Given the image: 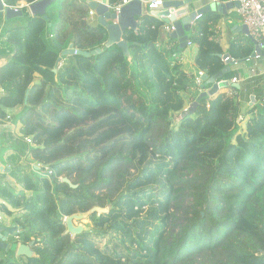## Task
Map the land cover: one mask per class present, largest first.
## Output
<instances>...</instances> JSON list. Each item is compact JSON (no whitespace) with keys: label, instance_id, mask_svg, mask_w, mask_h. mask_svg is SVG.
I'll list each match as a JSON object with an SVG mask.
<instances>
[{"label":"trees","instance_id":"obj_1","mask_svg":"<svg viewBox=\"0 0 264 264\" xmlns=\"http://www.w3.org/2000/svg\"><path fill=\"white\" fill-rule=\"evenodd\" d=\"M20 1L36 0L6 3ZM21 10L23 23L1 33L7 60L0 66V118L3 107L21 106L20 133L31 138L40 167L28 173L13 164L21 188L0 184V212L11 216L7 205L16 210L11 238L32 242L36 257L17 262L8 251L0 264H264L261 78L203 97L182 115L193 76L171 64V54L182 50L175 38L158 45L165 20L137 17V29L122 35L126 56L120 46L105 45L107 30L89 22L86 0L53 1L47 19ZM216 20L202 15L189 38L196 69L210 77L225 67ZM71 44L100 50L62 54ZM251 51L230 45L236 60ZM94 207L108 210L89 214L90 231L64 233L66 216ZM96 236L106 239L103 246Z\"/></svg>","mask_w":264,"mask_h":264},{"label":"water","instance_id":"obj_2","mask_svg":"<svg viewBox=\"0 0 264 264\" xmlns=\"http://www.w3.org/2000/svg\"><path fill=\"white\" fill-rule=\"evenodd\" d=\"M196 0H164L162 5V13L164 15H168L171 9H175V13L171 14L169 19H165L166 23L172 21L174 26V30L170 33L172 38L177 39L180 43L179 46L183 48L186 45L188 40V36L185 34L186 31L190 30L191 22L194 20L196 14H204L209 12L210 10H216L220 7V4L216 2H210L205 4L201 8L197 10H190V4L194 3ZM52 3V0H36L33 3L28 5V10L30 11L31 15H42L45 19L47 16L45 15V7ZM89 8L94 10L97 15V22L104 26L108 33L107 41L105 42L106 46H111L116 44L120 46L126 56H128V46L126 41L122 38L123 33L127 30H136L138 26L137 17L143 14L142 8V0H130L127 4L123 5L118 13L110 12L108 7L96 0H86ZM236 5L238 3L235 2ZM220 9V8H219ZM0 12H4V16L6 19H11L14 17H20L22 15V10H14L13 8L6 7L4 8L1 0H0ZM159 12H156V14ZM177 17V18H176ZM243 31L246 33L248 32L247 27L243 24L242 26ZM99 48H96L92 51L86 50H77L76 53L89 56L99 52ZM75 49L73 45H69L67 49L62 51V54L71 55L74 54ZM261 54L260 48L256 46L255 51L252 52L251 57L254 58L255 56H259ZM229 57L228 54L221 56ZM61 58L58 57L56 61V65L60 62ZM224 69L216 74L213 77L208 76L207 74H203L202 80L204 83L200 86V88L205 87L208 84H211V87L208 90H201L196 97V99L189 104L187 108L183 110V114L193 113L195 106L198 104V101L206 96H214L219 92L221 88H227L228 86H239L238 84H231L228 80L221 79L224 73H227L231 70V66L234 65L236 60H226ZM55 71V69H54ZM251 99H254L251 96ZM61 181L67 183L70 187H75L76 185L72 184V182L67 177H62ZM107 208H100L94 207L88 212H79L74 213L72 215L66 216L64 218V223L66 226L65 234H70L73 238L76 235L80 234L83 231H88V228L85 226L83 220L88 218L89 214L93 211L97 212H106ZM78 221V222H77ZM77 222V224H75ZM17 226H4L0 224V249H8L10 250L12 247V243L8 242L9 236H14L17 233ZM32 242L25 244V243H18L16 247L15 256L19 257H26V258H33L36 257V252L31 248Z\"/></svg>","mask_w":264,"mask_h":264},{"label":"crops","instance_id":"obj_3","mask_svg":"<svg viewBox=\"0 0 264 264\" xmlns=\"http://www.w3.org/2000/svg\"><path fill=\"white\" fill-rule=\"evenodd\" d=\"M145 1L147 0H142L143 14H146L145 6H144ZM210 2H216L220 4V7H218L216 10H210L209 12H206L202 15L204 16L212 15L217 18L215 29L219 36L218 43L222 51V54L220 56L228 54L229 57L232 58L230 56V45L231 43H237V42H239V44L245 45L248 48H250L252 50L251 54L252 52L255 51L256 46L260 48V51L262 53V46H261L262 42L259 43L258 41L253 39L248 32L245 33L243 31L242 29L243 23L237 12L238 5H236L235 2H233L232 0H196L194 3L190 4V10H197L198 8H201L202 6ZM25 3H26L25 1L21 2V4H25ZM174 11L175 9L170 10V12H174ZM1 14H2V18L0 21V43L4 44V36L1 34L2 29L5 26L16 25L17 23H20V20L18 19V17L6 19L4 16V12H1ZM202 15L199 19L202 18ZM199 19L192 21L190 25L191 26L190 30L185 32V34L188 36V40H190L189 38L194 23ZM93 22H97V17L96 19H94ZM160 36L161 38L158 42V45L160 46L162 44L167 43L170 38L166 29L161 30ZM177 42L178 44L180 43L178 40ZM196 53H197V46L194 42H192V45L186 44L182 48V50L173 52L171 54V61H172L171 64L178 63L181 66V69L185 73H188L193 76L192 78L193 80L194 73L197 71L194 63ZM248 57H251V55ZM246 58H244L243 60H236L232 58L237 62L231 66V70L235 72L234 76H237L240 72L243 73L246 71L248 72L250 67L254 66V64H259L260 62L259 58L254 57L249 59L248 61L245 60ZM6 60L7 58L5 53L0 54V66L4 65L6 63ZM60 61H62V58ZM257 77L261 78V82H264V75H259ZM208 86L210 88L211 84L206 85L205 89H209ZM228 87L219 89V92H222L223 90L231 92V90L228 89ZM3 94H4V89L2 86H0V96ZM183 94L186 95L188 94V92H185ZM19 107L21 106H16L13 108L1 107L3 112L5 113V117L0 118V184L10 185L11 188L14 189L13 191H18L21 188L20 184L17 183L16 178L12 176L13 168L15 167L13 164L15 162H18L22 170L28 173H31V171L37 170L40 167V165L36 167V163L30 154L29 148L31 144L25 141L24 137H22L20 133L21 124L16 118V115L19 113L21 109ZM19 148H21L22 151H19L18 150ZM1 150H3V152H1ZM0 203H4V201L0 199ZM7 206L11 211L15 213L16 211L15 209L10 207L9 205ZM0 216H1L0 224L4 226L15 225L13 222L14 215L10 216L0 212ZM10 239L11 236L8 237V242H10L9 241Z\"/></svg>","mask_w":264,"mask_h":264},{"label":"built area","instance_id":"obj_4","mask_svg":"<svg viewBox=\"0 0 264 264\" xmlns=\"http://www.w3.org/2000/svg\"><path fill=\"white\" fill-rule=\"evenodd\" d=\"M56 1V0H52ZM97 2L103 3L108 7V10L110 12L118 13L120 8L127 4L130 0H120L117 4H110L107 0H96ZM164 0H147L144 2L145 6V12L147 15L157 18L158 20H165L169 19L171 14H174L175 12H172L168 15H164L162 13V5ZM233 2L238 3L237 12L242 20V23L247 27L248 33L250 36L261 43L262 46V53L259 56H255V58H259V64H254V66L250 67L249 71L247 72H240L237 76H233L230 79H228V82L231 84H241L247 79L257 77L259 75H264V0H232ZM22 1L19 2L17 5H9L6 3V0H1V3L4 8L10 7L14 10L21 9L23 6H27L28 4H21ZM156 12H159L156 14ZM1 13V12H0ZM202 14H196L194 17V20H197L201 17ZM88 19L90 21H94L96 19V13L94 10L89 9L88 10ZM166 31L168 34H170L174 30V26L172 24V21L169 23H166L165 26ZM187 45H192V42L190 40H187ZM75 49V48H74ZM77 52V49H75L74 54ZM252 57H247L245 60L248 61ZM222 60L225 62L226 60H229V57H224ZM231 60H234L231 58ZM204 72L201 70H197L194 73V82L198 87H200L204 81L202 80ZM204 89V88H203ZM230 93V92H229ZM24 140L28 143L31 142V138L26 136L24 137ZM48 173H51L50 170H47ZM1 220V216H0Z\"/></svg>","mask_w":264,"mask_h":264},{"label":"rangeland","instance_id":"obj_5","mask_svg":"<svg viewBox=\"0 0 264 264\" xmlns=\"http://www.w3.org/2000/svg\"><path fill=\"white\" fill-rule=\"evenodd\" d=\"M20 20V23H23V20H21V19H19ZM195 68H196V66H195ZM247 80H249V79H247ZM246 81V80H245ZM244 81V82H245ZM195 86V87H194ZM199 88L198 90H199V92L201 91V90H208V89H205L206 88V86L205 87H203V88H200V87H198L197 85H196V83L194 82V79L192 80V85H190V87H189V91H188V94H186V95H182L183 97H184V99H185V103H184V108H187L188 106H189V104H190V102H191V96L193 95V94H195V92H196V90H197V88ZM208 88H209V86H208ZM222 92H225L224 90L222 91ZM219 93V92H218ZM197 96V95H196ZM248 106V103L247 102H245V101H242V105H241V108H243V109H245L246 107ZM19 108H21V107H19ZM174 116H175V118H174V121L176 122V123H174L173 125H176L177 124V121H178V119H179V113L178 114H174ZM245 131V120L243 121V122H240L239 123V132H241V133H243ZM30 144H32V143H30ZM1 152H3V150H1ZM32 162V161H31ZM36 163V162H35ZM38 166V164L36 163V167ZM29 167H30V165H29ZM12 215H14V216H16L17 215V212H15V213H13ZM78 222V221H77ZM77 222L75 223V224H77ZM83 222H84V224H85V226L88 228V231H90L91 230V226H92V224H91V222H90V220L88 219V218H86V219H84L83 220ZM12 237V236H11ZM97 238H96V240H97V242H98V244L100 245V246H103L104 245V243H105V241H106V239H100L98 236H96ZM8 241V240H7ZM10 241V243H12V247H11V249L10 250H8V249H0V254L1 255H7V253H8V251H11V254H12V256L11 257H13V259H15L17 262H18V259L19 258H21L23 261H25V259H26V257H19V258H17L16 256H15V253H16V247H17V244L18 243H16L14 240H12V238L9 240ZM5 255V256H6ZM4 256V257H5ZM15 257V258H14Z\"/></svg>","mask_w":264,"mask_h":264},{"label":"clouds","instance_id":"obj_6","mask_svg":"<svg viewBox=\"0 0 264 264\" xmlns=\"http://www.w3.org/2000/svg\"><path fill=\"white\" fill-rule=\"evenodd\" d=\"M52 2H53V1H52ZM28 5H29V4H28ZM89 9H90V8H89ZM28 11H29V10H28ZM29 12H30V11H29ZM96 17H97V15H96ZM88 20H89V19H88ZM89 22H90V23H93V21H90V20H89ZM97 23H98V22H97Z\"/></svg>","mask_w":264,"mask_h":264}]
</instances>
